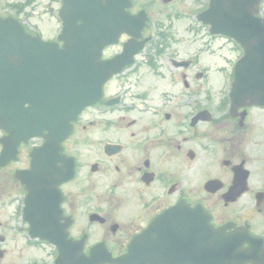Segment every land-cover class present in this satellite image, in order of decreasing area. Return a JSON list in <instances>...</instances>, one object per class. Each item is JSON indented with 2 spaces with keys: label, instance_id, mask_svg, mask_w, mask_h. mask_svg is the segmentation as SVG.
Here are the masks:
<instances>
[{
  "label": "flooded vegetation",
  "instance_id": "1",
  "mask_svg": "<svg viewBox=\"0 0 264 264\" xmlns=\"http://www.w3.org/2000/svg\"><path fill=\"white\" fill-rule=\"evenodd\" d=\"M208 1L130 0L126 10L147 18L137 41L147 40L62 142L58 154L73 159L74 173L58 186L59 215L36 212L41 199L28 202L16 178L42 138L21 144L17 160L0 168V264H56L59 257L114 264L136 235L180 202L205 208L215 227L247 228L264 241V105L230 96L242 49L214 46L228 39L198 18ZM34 3L0 0V17L21 19L37 35L28 23ZM50 5L45 0L38 9ZM130 38L121 33L102 57L120 54ZM40 231L45 238L31 235Z\"/></svg>",
  "mask_w": 264,
  "mask_h": 264
},
{
  "label": "water",
  "instance_id": "2",
  "mask_svg": "<svg viewBox=\"0 0 264 264\" xmlns=\"http://www.w3.org/2000/svg\"><path fill=\"white\" fill-rule=\"evenodd\" d=\"M258 2L211 0L209 9L204 13L211 17L214 25L220 26L221 32L245 48L243 59L236 67V80L242 78L245 68L252 69L255 74L257 69L259 72L264 69V51L254 49L255 42L264 38V20L255 16ZM64 3L71 9L64 17V27L59 36L64 41L62 48L56 43H43L26 36L16 22L0 20V87L3 89L2 97L0 93V122L8 132L3 140L0 165L14 157L21 140L41 134L43 130L48 131L45 149L53 150L55 144L69 133L70 121L99 96L102 83L118 69L113 61H100L102 47L112 39L106 28L95 24L97 18L93 7H97L103 15L98 17L99 21H105L106 5H102L100 0H64ZM77 20H81V23L76 24ZM131 22H135L134 18H131ZM24 40L29 44L23 46L21 42ZM16 53L30 57L28 64L19 70L12 59ZM252 64L254 66L250 67ZM16 71L25 73L24 80H19V94L14 92ZM255 77L245 83L238 82L239 93L261 94L264 86L257 83ZM256 101L261 103L263 100ZM25 103H28L27 107H24ZM49 184L54 186L55 182ZM166 216L171 218V213L164 215L159 222H163ZM174 217L178 228L190 230L194 239L210 240L211 243L216 239L230 241L229 254L230 247H237L245 239L249 240L248 236L240 233L225 236L219 230L212 229L208 216L200 209L180 207L173 214ZM226 264H229L228 259Z\"/></svg>",
  "mask_w": 264,
  "mask_h": 264
},
{
  "label": "rangeland",
  "instance_id": "3",
  "mask_svg": "<svg viewBox=\"0 0 264 264\" xmlns=\"http://www.w3.org/2000/svg\"><path fill=\"white\" fill-rule=\"evenodd\" d=\"M42 3V1H40ZM51 3H54L53 0H50ZM55 4V3H54ZM37 4H35L36 6ZM56 5V4H55ZM37 9H35L34 11H36ZM43 11H47V14L43 15V13L41 14L40 17H36V19H40L41 20V25L43 26V33H45L46 37H51L54 34V31L57 30V20L55 19V11L54 9L51 7L49 8V10H43ZM261 13L264 15V0H262V5H261ZM48 26H54L55 29H53V31L51 30L52 28L50 27L48 30L46 29ZM51 30V31H50ZM219 41H216L214 46H218ZM214 59V57L212 56V60ZM213 64V63H212Z\"/></svg>",
  "mask_w": 264,
  "mask_h": 264
}]
</instances>
